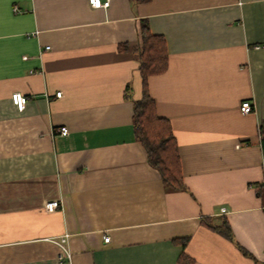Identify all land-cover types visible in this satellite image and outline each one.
Returning <instances> with one entry per match:
<instances>
[{
	"label": "crops",
	"instance_id": "1",
	"mask_svg": "<svg viewBox=\"0 0 264 264\" xmlns=\"http://www.w3.org/2000/svg\"><path fill=\"white\" fill-rule=\"evenodd\" d=\"M142 21L167 42L149 92L186 191L164 187L136 139ZM263 121L264 0H0V264H61L65 235L70 264H264Z\"/></svg>",
	"mask_w": 264,
	"mask_h": 264
},
{
	"label": "trees",
	"instance_id": "2",
	"mask_svg": "<svg viewBox=\"0 0 264 264\" xmlns=\"http://www.w3.org/2000/svg\"><path fill=\"white\" fill-rule=\"evenodd\" d=\"M150 0H133L135 3H146ZM141 43L133 49L139 60V73L142 80L143 93L139 100H133V123L138 142L144 147L149 164L161 176L164 187L171 191H186L182 173L178 141L169 119L158 114L157 105L149 92V80L154 76L165 73L170 64V56L166 39L162 35L151 32L147 21H142L140 27ZM126 51L127 45L120 49ZM127 97H129L127 95ZM259 132L264 144V121ZM258 196L264 197V186H259ZM204 222L214 231L219 232L230 241L233 240L228 221L213 225L209 219ZM187 239L177 241L186 246ZM180 264H194V260L182 255Z\"/></svg>",
	"mask_w": 264,
	"mask_h": 264
},
{
	"label": "built area",
	"instance_id": "3",
	"mask_svg": "<svg viewBox=\"0 0 264 264\" xmlns=\"http://www.w3.org/2000/svg\"><path fill=\"white\" fill-rule=\"evenodd\" d=\"M88 1H89V4L94 8L107 9L112 0H105L104 2L102 0H88ZM15 11L17 12V8L15 9ZM46 49L49 50L50 47H47ZM62 96H63L62 92H59L56 95L57 98H62ZM27 100H28L27 97H25L23 94L19 92H15L11 96L12 104L19 112L24 111L26 104H27ZM240 110L242 114L248 115L254 111V107L249 101H244L241 104ZM58 134L61 136H67L69 134V130L66 127H62L59 129ZM59 207H60L59 202L54 201L46 205V210L48 212H53L57 210ZM221 213H224V214L227 213L226 209H222ZM104 241L105 243H109L110 238L105 237ZM51 242L54 243L59 249L57 261L61 264H70L72 261V253L69 249V235H65L58 239H52Z\"/></svg>",
	"mask_w": 264,
	"mask_h": 264
},
{
	"label": "bare ground",
	"instance_id": "4",
	"mask_svg": "<svg viewBox=\"0 0 264 264\" xmlns=\"http://www.w3.org/2000/svg\"><path fill=\"white\" fill-rule=\"evenodd\" d=\"M254 107V106H253Z\"/></svg>",
	"mask_w": 264,
	"mask_h": 264
}]
</instances>
